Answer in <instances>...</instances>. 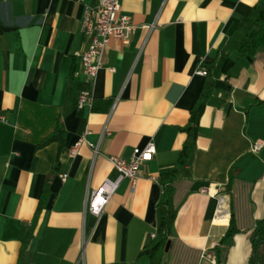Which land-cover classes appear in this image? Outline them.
<instances>
[{
  "label": "crops",
  "instance_id": "obj_1",
  "mask_svg": "<svg viewBox=\"0 0 264 264\" xmlns=\"http://www.w3.org/2000/svg\"><path fill=\"white\" fill-rule=\"evenodd\" d=\"M257 2L121 0L139 28L129 44L109 42L93 104L79 108L77 53L88 48L81 27L95 0H0V264H150L141 252L167 212L165 172L208 80L201 67L218 86L172 180L179 210L163 264H249L264 218V147L251 152L264 140V50L254 60L220 55ZM106 123L96 158L85 142L72 153L86 129L97 144ZM150 141L156 154L135 185L123 180L100 219L85 212L88 189L117 177L108 157L130 160ZM232 216L239 231L218 263Z\"/></svg>",
  "mask_w": 264,
  "mask_h": 264
},
{
  "label": "built area",
  "instance_id": "obj_2",
  "mask_svg": "<svg viewBox=\"0 0 264 264\" xmlns=\"http://www.w3.org/2000/svg\"><path fill=\"white\" fill-rule=\"evenodd\" d=\"M152 27L150 26V28ZM138 28L139 25L123 11L121 0H95L94 4L86 8L81 31L88 40L89 45L86 51L77 53L81 60L82 71L86 75L85 87L78 96L77 106L79 108H83L86 105L92 106L93 104L92 86L102 67V55L109 42L115 39L123 45L129 44L131 36ZM198 73L206 75L207 70L201 67ZM0 120H5V117L1 114ZM87 133H90L89 129H86L85 133L80 137L72 153L76 154L78 147L85 142L93 149L94 158H96L100 153V143L105 135L108 134V125L107 123L105 124L97 144L89 143L86 140ZM263 147L264 140L258 139L252 143L251 152L257 154ZM155 154L156 146L153 141H150L143 148L135 147L130 160L110 155L108 159L117 171V177L115 179L107 178L99 187L88 189L84 203L85 212H89L97 219H100L122 181L129 179L134 186L140 176V167L145 162L152 160ZM61 177L63 181H66V174H62ZM155 237L156 233H152L151 238ZM86 242L87 238L84 236V248L80 256L82 262L85 261Z\"/></svg>",
  "mask_w": 264,
  "mask_h": 264
},
{
  "label": "trees",
  "instance_id": "obj_3",
  "mask_svg": "<svg viewBox=\"0 0 264 264\" xmlns=\"http://www.w3.org/2000/svg\"><path fill=\"white\" fill-rule=\"evenodd\" d=\"M263 50L264 0H258L249 15L240 23L236 31L229 38L227 44L221 50L220 59L224 61L232 52H237L242 57L254 60L256 55ZM206 75L208 80L205 84L204 90L198 103L191 111L188 126L184 128V131L187 132V139L179 154L178 163L173 169L165 172L168 179L167 182L163 183L164 193L160 204L167 206V212L161 220L156 237L153 238L148 247L141 252V254L148 256L150 264H163L166 246L170 240L172 227L179 210V205L175 204L174 201L175 188L172 180L178 174L180 167L191 157L195 149L198 135L197 126L201 116L202 106L212 89L218 86V82L213 80L211 77V69H208ZM229 187L230 185H228V190ZM238 231L239 229L235 225L232 216L229 228L223 236L220 245L216 247L218 263H221L220 254L223 250V246L226 247L229 243H231ZM250 242L252 245V253L249 259V264H264V218L258 222L251 233Z\"/></svg>",
  "mask_w": 264,
  "mask_h": 264
},
{
  "label": "water",
  "instance_id": "obj_4",
  "mask_svg": "<svg viewBox=\"0 0 264 264\" xmlns=\"http://www.w3.org/2000/svg\"><path fill=\"white\" fill-rule=\"evenodd\" d=\"M169 247H170V242L167 243V246H166V251L169 250Z\"/></svg>",
  "mask_w": 264,
  "mask_h": 264
}]
</instances>
